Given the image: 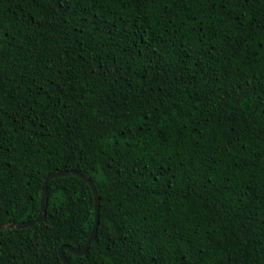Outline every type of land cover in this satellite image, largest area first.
I'll return each mask as SVG.
<instances>
[{"label": "trees", "instance_id": "trees-1", "mask_svg": "<svg viewBox=\"0 0 264 264\" xmlns=\"http://www.w3.org/2000/svg\"><path fill=\"white\" fill-rule=\"evenodd\" d=\"M57 171L70 264H264V0H0V224ZM47 193L0 264L88 242Z\"/></svg>", "mask_w": 264, "mask_h": 264}, {"label": "water", "instance_id": "water-1", "mask_svg": "<svg viewBox=\"0 0 264 264\" xmlns=\"http://www.w3.org/2000/svg\"><path fill=\"white\" fill-rule=\"evenodd\" d=\"M70 175L81 177L91 187L94 200H95L96 221H95V226L93 228L91 236L84 247L72 248L69 245H65L60 248L59 255L64 264H70L65 255V250H69L72 254H75L77 256H81V257L85 256L87 252L89 251L90 246L94 243L98 235V230H99V225H100L101 199H100V195L98 193V190L94 182L87 176L77 171H57V172L50 173L46 177L45 182H44L43 197H42V202H41V212H40L39 217L36 220L30 221V222L0 224V230H11V229L22 230V229L31 228L39 224L40 222H42L47 214L48 200H49L48 193H47V187H48L49 182L53 179L67 177Z\"/></svg>", "mask_w": 264, "mask_h": 264}]
</instances>
